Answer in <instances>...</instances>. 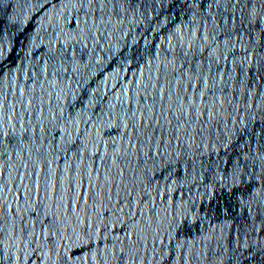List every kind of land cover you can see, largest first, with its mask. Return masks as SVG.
Segmentation results:
<instances>
[{"label": "water", "instance_id": "obj_1", "mask_svg": "<svg viewBox=\"0 0 264 264\" xmlns=\"http://www.w3.org/2000/svg\"><path fill=\"white\" fill-rule=\"evenodd\" d=\"M0 264H264V0H0Z\"/></svg>", "mask_w": 264, "mask_h": 264}]
</instances>
